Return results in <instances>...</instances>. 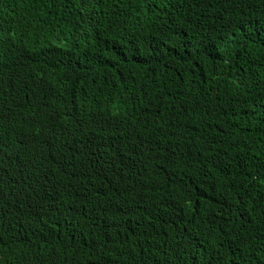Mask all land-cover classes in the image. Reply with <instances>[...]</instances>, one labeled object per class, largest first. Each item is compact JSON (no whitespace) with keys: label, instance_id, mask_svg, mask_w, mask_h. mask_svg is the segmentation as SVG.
<instances>
[{"label":"trees","instance_id":"16d2710c","mask_svg":"<svg viewBox=\"0 0 264 264\" xmlns=\"http://www.w3.org/2000/svg\"><path fill=\"white\" fill-rule=\"evenodd\" d=\"M0 264H264V0H0Z\"/></svg>","mask_w":264,"mask_h":264},{"label":"clouds","instance_id":"9594fccd","mask_svg":"<svg viewBox=\"0 0 264 264\" xmlns=\"http://www.w3.org/2000/svg\"><path fill=\"white\" fill-rule=\"evenodd\" d=\"M186 128H189V127H186Z\"/></svg>","mask_w":264,"mask_h":264}]
</instances>
